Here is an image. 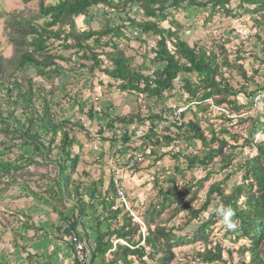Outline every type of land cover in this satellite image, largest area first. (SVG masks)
Wrapping results in <instances>:
<instances>
[{
    "label": "rangeland",
    "instance_id": "rangeland-1",
    "mask_svg": "<svg viewBox=\"0 0 264 264\" xmlns=\"http://www.w3.org/2000/svg\"><path fill=\"white\" fill-rule=\"evenodd\" d=\"M41 1L45 6H53L59 0ZM171 1L168 0L169 18L160 23L159 27L177 29L179 38L190 47L204 48L206 52L216 53L218 62L226 64L220 72L235 93V97L227 99L230 105L227 103L217 107L210 99L203 103L209 107L204 112L194 115V105L185 104L186 95L181 90L180 83L183 78H189L192 82L196 80L195 76L189 75L179 76L174 81V89L165 93L161 101L134 93L119 92L116 89L118 83H114L101 73L95 71L93 75H89L85 69L78 68V65L88 66L90 63L80 61L78 59L80 54H74V50L63 49L58 42L54 43L52 53L65 59L57 62L64 70L59 77L52 76L49 80L40 78L29 68L15 71L14 75L17 78L28 77L35 88L52 93L51 110L56 120L65 119L81 126L74 128L71 133V136L75 135L78 143L77 147H73L72 154L79 156L77 169L71 174L72 182L87 184L101 180L98 192L102 195L106 193L108 202L113 200L115 208L122 209V204L114 199L113 190L110 188L113 177L111 170L113 167H119L121 182L126 192L127 206L123 207V212L126 211L133 224L140 227L142 235L145 234L143 222L151 220L146 211L149 206L160 204L159 191L184 194L176 198L173 204L168 203L160 207L157 210V212L161 210L160 213L153 215V223L167 230L175 228V235L185 239L184 244L172 250L174 259L170 264H202L197 254L204 251V245L199 239L192 241L193 232L199 227L200 222L208 219V213L214 204L212 202L208 210L199 215L198 220L189 223L188 212L179 208L184 203H189V209L198 210L205 200L208 187L214 183L222 182L225 193L232 187L240 185L244 162L255 155L256 144L264 143V99L257 100V97L264 93V26L258 23L260 20L258 15L243 13L239 9L238 0H229L227 10L231 11L230 16H225L220 10L210 16L209 7L189 8L186 2L190 0H184L178 9L173 10L169 7ZM194 1L202 4L208 0ZM37 10L38 0L27 4H23L21 0H0V56L4 60L0 75L5 74L7 70L13 72L15 68L11 65L15 47L10 41L11 34L15 36L18 28L15 20L34 18ZM105 12L109 15L105 16ZM89 13L87 17L75 19L77 31L89 29L97 31L105 22H109L110 26H118L126 14L110 13L101 6L92 8ZM127 14L137 21L146 20L135 7ZM65 30H68V27H65ZM125 32L129 35L128 39L116 41V44L123 50L125 56L130 58L132 68H138L143 64L147 70L143 72L144 76L151 75L157 67L152 64L153 55L150 50L155 47L157 38L149 34L142 35L138 30L129 28ZM105 42L107 38L101 40L102 44ZM89 44H92L91 41ZM167 48L172 50L169 44ZM106 52H110V49H94V53L99 54V60L103 62L101 69L109 67L103 55ZM2 94L0 88V96ZM143 106L147 113L142 111ZM169 106L185 110L184 124L196 119L207 139L213 133L227 142L228 146L223 154L227 156L232 153L227 169L221 170L220 158H216L205 168L197 166L188 170L184 158L200 157L202 147L197 141L185 140L184 127L179 130L167 123L164 130L159 131V136L155 135L153 127L150 128V121L147 122L149 119L147 116L152 114L163 116L165 113L163 111ZM90 108L93 119L87 117L86 112ZM16 115L21 119L19 111H16ZM122 118L130 119L132 123L126 126L119 123L118 120ZM123 135L129 138L126 144L123 142ZM165 136L173 140L169 146H164L163 142L160 146H153L156 137L160 139ZM2 141L3 137L0 136V142ZM94 147L96 150L92 149ZM229 147L235 148L229 150ZM3 148L4 146L0 145V154L3 153ZM150 152L153 154L150 155ZM16 154L18 150L12 149L5 156L8 155L12 160ZM176 154L179 157L174 159L173 156ZM116 160L119 162L116 163ZM130 163H133V167L128 168ZM54 170L53 164L25 167L20 181L10 184L11 186L5 189L6 192L3 188L7 183L0 180V264H29L26 254L45 256L49 258L50 264H74L72 251L65 252L66 248L69 249L65 245L68 241V236L65 235L66 227L65 230L61 228L56 232L55 223L58 222L60 225L59 218L52 212L51 206L41 201L53 200L46 194L51 190L56 191L53 182ZM16 184L19 186H15ZM25 187L29 191H26ZM28 192L36 196H30ZM84 202L89 204L87 198H84ZM240 202H243L242 199ZM56 204L59 211L70 217L71 202ZM99 204V200L94 203L100 212L102 207ZM73 213L77 214L76 211ZM90 213L91 210L87 209L84 215L89 216ZM101 217H104V214H101ZM215 219L206 232L207 249L219 245L223 250L221 254L223 261L213 264H249L248 255L240 257L238 251L245 242L234 241V235H228V231L219 223V218ZM116 223L120 224L121 221L118 220ZM24 224L33 227L35 232L25 230ZM87 226L89 237H93L91 225ZM92 226L94 227V224ZM112 227L114 228V225ZM37 229H44L45 236ZM85 229L86 218L77 231L83 235ZM231 232L236 234L234 230ZM134 239L136 240V237ZM84 242L89 252L92 241L85 239ZM57 244L61 245L62 253L54 257L52 250L58 246ZM227 250L230 254L226 252ZM108 259L110 256L107 254L105 260ZM145 262L153 264L150 261Z\"/></svg>",
    "mask_w": 264,
    "mask_h": 264
},
{
    "label": "trees",
    "instance_id": "trees-1",
    "mask_svg": "<svg viewBox=\"0 0 264 264\" xmlns=\"http://www.w3.org/2000/svg\"><path fill=\"white\" fill-rule=\"evenodd\" d=\"M21 1L27 4L34 0ZM184 2V0H172L169 7L176 10ZM238 3L243 13L258 15L260 19L258 23L264 26V0H238ZM228 5L229 0H208L202 4H197L194 0L186 2L189 8L209 7L210 16L218 10L225 16H230L231 11L227 10ZM98 6L109 10L110 13L126 12V14L118 26H110L109 22H105L97 31L90 29L77 31L75 19L87 17L90 14L89 11ZM134 7L141 11L145 21H137L127 14ZM167 8L168 0H59L53 6H45L41 0H38V12L34 18L15 20L18 26L16 35L11 34L10 37L15 47L12 63H10L15 68L13 72L7 70L5 74L0 75V88L3 91L0 96V136L3 137V141L0 145L4 146L3 153L0 154V180H5L7 183L3 191L6 192L5 189L7 190L10 184L20 181L25 167L53 164L55 168L53 182L56 191L51 190L46 194L53 200L41 198V201L51 206L52 212L59 218L60 225L56 228V232L66 227V234L68 236L73 234L79 241L88 240L87 233L83 231V235H80L77 229L79 226L82 227L84 218L88 219V216L84 215L85 211L91 210L94 231L87 264L96 262L98 264H146L145 261L153 264H170L174 259L172 250L184 244L185 239L175 235V228L167 230L161 225L154 224L152 218L153 215L160 213L161 210L157 212L160 207L168 203L173 204L176 198L184 194L175 191L171 193L159 191L160 204L151 205L146 211L151 220L143 222L145 234L142 235L140 227L133 224L132 218L126 211L123 212L122 206V209L115 208L113 200L108 202L106 193L102 195L98 192L101 180L87 184L72 182L71 174L77 169L79 156L72 154L73 147H77L78 143L75 135L71 136V133L74 128H81V126L65 119L56 120L51 110L52 93L35 88L30 78H17L14 72L29 68L40 78L49 80L52 76L59 77L64 70L57 62L65 61V59L52 53L54 43L58 42L63 49L74 50V54H80L78 58L80 61L90 63L88 66L78 65V68L85 69L89 75H93L95 71L101 73L114 83H118L116 89L119 92L134 93L161 101L165 93L174 89V81L179 76L189 75L195 76L196 80L192 82L189 78H183L180 83L181 90L186 95L185 104L194 105V115L204 112L209 106L203 103L210 99L217 107L227 103L230 105L227 99L235 97V93L220 72L226 64H220L219 58L213 51L206 52L204 48L190 47L179 38L177 29L160 28V23L169 18ZM107 13L105 12L104 15H109ZM65 27H68V30H65ZM128 28L138 30L142 35L149 34L157 38L155 47L150 50L153 55L152 64L157 67L151 75L144 76L143 72L147 70L143 64L138 68H132L130 58L126 57L123 50L116 44V41L128 39L129 35L125 32ZM104 38H107V42L102 44L101 40ZM167 44L172 50L167 48ZM97 48L110 49V52L103 53L109 67L101 69L103 62L99 60V54L94 53V49ZM3 62L0 56V74ZM232 103L235 104V101ZM16 111H19L21 119L16 115ZM184 112L181 115L182 119H184ZM86 113L89 119H93L91 108ZM147 118H149L147 122L150 121V128L153 127L155 135H158L155 129L162 118L153 114L148 115ZM118 121L125 126L132 123V120L124 118ZM183 127L185 140L197 141L202 147L200 157L184 158L188 170L197 166L205 168L216 158H220L221 170L228 168L232 153L224 156L223 151L228 146L224 139H219L213 133L207 139L196 119L186 122ZM122 139L124 144L129 141L126 135H123ZM158 139L159 137H156L154 147L160 146L161 142L167 147L173 142L166 136L159 141ZM9 144L12 145L7 147ZM12 149L18 150V154L11 160L5 154ZM254 149L255 155L247 159L242 166L240 185L232 187L228 193H225L222 182L214 183L208 187L205 200L198 210L189 209V203H184L179 210L188 212L187 223H189L198 220L199 215L205 213L212 202L213 208L219 202L231 206L235 212L237 228L234 230L236 234L228 231V235H234V241L245 242L239 247L240 257L247 254L249 264H264V143L256 144ZM152 154L150 152V155ZM173 157L176 159L179 156L176 154ZM110 188L113 190L112 183ZM28 194L36 196L32 192ZM113 197L116 200L114 192ZM84 198L89 200V204H85ZM240 199L243 202L239 203ZM96 200H99V205L102 207L100 212L94 205ZM66 201L72 204L70 217L57 208L56 203L62 205ZM73 211L77 214L75 215ZM101 214H104V217H101ZM208 215L207 220L199 223L192 238V241L199 239L204 245V251L197 254L202 264L223 261L221 256L223 250L219 245L216 244L213 248L207 249L208 234L206 235V232L217 217L212 211ZM118 220L121 221L120 224L116 223ZM24 229L34 230L26 224ZM37 231L45 236L44 229H37ZM67 243H70L69 240ZM226 252L230 254L228 250ZM107 254L110 259L105 260ZM26 257L29 264H50L49 258L45 256L26 254ZM74 264L79 263L74 259Z\"/></svg>",
    "mask_w": 264,
    "mask_h": 264
},
{
    "label": "built area",
    "instance_id": "built-area-1",
    "mask_svg": "<svg viewBox=\"0 0 264 264\" xmlns=\"http://www.w3.org/2000/svg\"><path fill=\"white\" fill-rule=\"evenodd\" d=\"M264 99V93L257 97V100ZM142 111L144 113H147L146 108L143 106ZM167 111V115L166 114ZM185 110L180 108H173V107H167L165 113H163V116H160L162 120L158 122V125L156 126L155 131L157 133H160L159 131L164 130L167 123H170L174 126V128H182L184 125V121L181 118V115L183 114ZM162 133V132H161ZM93 150H96V148H92ZM119 160H116V163H118ZM133 166V163H130L128 165V168H131ZM119 168V167H118ZM117 167H113L112 174V186H113V192L116 197V200L122 204L121 206L126 208V192L125 188L122 185L121 178H120V169ZM128 211V209H126ZM69 244L71 246L72 251V257L75 259L79 264H87L88 262V252L85 247L84 241H79L73 234H70L68 236Z\"/></svg>",
    "mask_w": 264,
    "mask_h": 264
},
{
    "label": "clouds",
    "instance_id": "clouds-1",
    "mask_svg": "<svg viewBox=\"0 0 264 264\" xmlns=\"http://www.w3.org/2000/svg\"><path fill=\"white\" fill-rule=\"evenodd\" d=\"M211 211L219 218V223L226 231H232L237 228V222L234 219L235 212L231 206L219 202Z\"/></svg>",
    "mask_w": 264,
    "mask_h": 264
},
{
    "label": "crops",
    "instance_id": "crops-1",
    "mask_svg": "<svg viewBox=\"0 0 264 264\" xmlns=\"http://www.w3.org/2000/svg\"><path fill=\"white\" fill-rule=\"evenodd\" d=\"M87 151V150H86ZM89 167V166H88ZM88 167H87V169H88ZM88 219H86V233H87V235H88V241H92V239H93V237H89V226H87V225H91L90 227V229H92L93 231H94V227L92 226V224H94V220H93V218L91 217V215L90 216H88L87 217ZM89 223V224H88ZM56 225H55V227H59V223L57 222V223H55ZM64 230H65V228H63ZM93 231L91 232V234L93 233ZM65 233H66V231H65ZM66 236H68L67 234H65ZM66 239V238H65ZM58 242V241H57ZM58 245V244H57ZM65 245H67V247L69 248V249H65V252L67 251L68 252V250L71 252V248L69 247V244L68 243H66ZM64 246V245H63ZM61 245H58V246H55L54 247V249L52 250L53 251V256L54 257H56V255L58 254H60V253H62V251H61ZM46 255V254H45ZM66 259H67V257H66Z\"/></svg>",
    "mask_w": 264,
    "mask_h": 264
}]
</instances>
